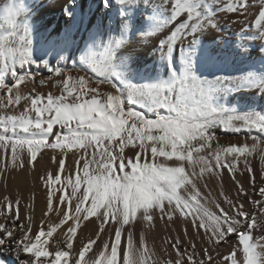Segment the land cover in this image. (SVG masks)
Listing matches in <instances>:
<instances>
[{"label":"snow or ice","instance_id":"obj_1","mask_svg":"<svg viewBox=\"0 0 264 264\" xmlns=\"http://www.w3.org/2000/svg\"><path fill=\"white\" fill-rule=\"evenodd\" d=\"M137 2L115 0L120 6L123 29L129 27L127 13ZM139 2L151 4V0ZM102 3L109 8L113 0ZM160 3L168 6L170 27L165 31V25H160L140 36L155 38L157 50L167 61L170 77L163 81L129 83L126 87L116 77V49L124 46L122 40L116 42L115 49L104 44L98 39L97 26L80 57L81 70L91 76H73L59 66L66 59L62 53L73 43L70 34L48 39L41 54L34 56L31 26L26 18L20 19L25 11L23 3L10 0L4 11L7 27L0 25V92L5 94L0 96V110H3L0 111V172L23 168L25 163L34 166L42 148L61 153L52 157L58 165L57 172L40 178L46 188L47 211L39 229L33 231L31 217H27V223L18 224L19 199L13 202L10 197H3L0 217L12 227L0 222V247L13 242L12 251L18 264H213L210 250L233 235L237 247L215 264L228 261L264 264V146L261 145L264 113L239 114L214 106L209 100L210 92L227 88L231 78L208 80L194 71H177L172 60V53L179 47L185 64L191 68L198 55L200 33L216 29L219 16L229 15L230 19L246 16L256 4L259 10L255 27L259 28L258 38L264 40L261 30L264 24L260 23L264 21V0L254 3L204 0L201 4L197 0H160ZM77 6V0L63 6V13L70 21ZM232 23L239 24V20ZM247 30L241 26L238 35ZM238 46L247 51L242 44ZM50 54L56 59V66L46 58ZM33 65H43L60 77L55 83L46 78L38 81L39 86L57 88L59 94L37 92L35 87L29 95L22 93L23 84L29 80L36 82V74L29 71ZM238 80L245 90H264V85L246 77ZM105 83L111 85V90L101 91ZM134 104L150 107L154 118L144 110H137ZM10 107L23 110L9 113ZM221 129L225 133L246 132L250 136L255 130L257 134L251 136L250 145L244 142L224 146L217 141ZM51 137L55 139L50 141ZM70 152L75 171L62 180ZM257 152L258 188L249 160ZM225 171L233 182L235 196L225 193ZM241 172L247 187L237 179ZM212 176L219 178L218 196L213 195L205 182ZM201 185L205 191H201ZM249 188L258 191L262 199H253ZM55 193L59 195L54 206ZM223 204L228 205L227 209ZM246 204L257 211L246 210ZM208 205H214L217 211L213 212ZM53 212L61 217L58 223L51 222L48 214ZM157 217L173 224L183 217L182 236L166 241L175 253L174 259L161 261L148 246L144 231L136 238L137 224L147 225L145 231L150 230ZM90 218L97 222L94 236L79 239L77 224ZM69 220L73 223L62 232L63 240L57 236L50 243L49 238ZM189 227L205 245L199 252L197 244L189 238ZM257 229L260 234L254 236ZM22 254L26 258L20 259Z\"/></svg>","mask_w":264,"mask_h":264},{"label":"bare ground","instance_id":"obj_2","mask_svg":"<svg viewBox=\"0 0 264 264\" xmlns=\"http://www.w3.org/2000/svg\"><path fill=\"white\" fill-rule=\"evenodd\" d=\"M25 7L29 10L21 17V20L27 19V22L39 11L37 15L30 23L31 36L33 40V50L41 53L46 46L48 39L54 36H62L65 33L70 34L73 41L71 47L62 53L65 56V63H68L71 56L69 55L74 46V42L78 36L74 32H80L87 30L84 44L82 48L78 49V54L82 55L81 50L84 48L85 42L89 36L96 31L97 26L100 28L99 40L104 44H111L114 38L121 40V38L127 39L128 44L116 49L118 59L116 61V77L126 83L127 81L144 76L143 82H156L168 80L170 77V70L167 66V61L164 58L162 52L157 50L155 44V38H143L141 33H136L130 37V33L136 28L138 30L143 23L147 26L148 31L155 27L157 24L152 23L149 14H152L155 10L159 11V15L164 21L165 31L167 27V21L169 20L168 6H162L160 0H151V4L135 5L133 10L136 11L135 15L130 18L129 27L123 29L122 18L119 16L120 6L113 3L109 8H105L102 0H77L78 6L75 9V17L71 21L64 15L63 6L70 2V0H56L55 3L50 0H21ZM255 0H250V3H254ZM10 0H0V25L7 27L6 22L3 19V13L9 6ZM198 4L204 3V0H197ZM209 7L211 5L209 4ZM116 10L118 16H114L112 10ZM130 10V9H129ZM259 5L250 8L246 16H231L221 15L218 17L217 28L211 30L208 35L202 34L198 36V60L202 68H208L213 66L216 68H224L230 74L232 80L237 82L239 77H246L249 81L255 84L264 85V40L258 38L259 28L255 27L258 18ZM128 15V13H127ZM136 18H140L141 22L136 21ZM233 20H239V24H233ZM264 24V21L260 22ZM241 26L248 28L246 33L239 34ZM264 30V29H261ZM147 31V32H148ZM242 44L247 48L244 51L242 47L238 46ZM188 41L184 42L185 48H187ZM253 49V53H249L248 49ZM103 52V49L100 50ZM130 52V54H125ZM173 65L178 64L185 70L186 65L184 62V55L181 53L179 47L172 53ZM198 64V65H199ZM139 68L137 71L136 69ZM143 69V71H141ZM143 74V75H140ZM36 88L33 82H26L21 86V91L24 95H29L33 88ZM111 89V86H109ZM37 92L47 94L53 92L58 93L57 88L51 86L41 87L37 89ZM224 96V95H223ZM226 96V95H225ZM230 97V96H229ZM24 102L22 101V104ZM229 103L230 109L241 110L246 114L251 113H264V90L257 91L256 88L250 90H241L234 93L230 98L223 97L220 100V105ZM22 107L8 109L9 113L13 111H22ZM3 111V110H0ZM252 133H256L255 130ZM257 134V133H256ZM264 137H261V145L264 146ZM221 145L227 146L229 143H248L253 142L251 137H248V133L241 132L239 134L228 132L224 133V136L220 141ZM215 146V143L214 145ZM131 154V153H129ZM10 158V153L8 154ZM53 156H60L59 150L55 152L49 149L45 152L44 158H37L34 162V166H28L25 163L23 168L11 169L7 168L0 172V205L3 204V197L8 196L15 202L19 199V223H27V217H31L33 231H36L41 226V221L46 219L44 213L46 209V188L41 181V177H47L48 173L55 174L57 172L58 165L52 161ZM39 157V154H38ZM255 174L257 188L260 186V159L259 154L253 153L249 157ZM75 171L73 164V154L68 155L66 159V170L62 174V180ZM243 172V170H242ZM238 173L237 179L244 183L247 187L244 175ZM75 176L73 175V180ZM213 191L214 196H218L219 191V178L212 176L208 177L205 181ZM223 186L226 194L235 196V188L233 182L229 179L228 173H223ZM58 187V186H57ZM70 193V189L68 190ZM201 191H205L201 185ZM248 191L252 195L253 199H262L257 192H252L249 188ZM59 193L54 194V206L56 204V196ZM213 212H216L214 205H208ZM223 207L227 209L228 205L223 204ZM246 210L257 211V209L250 208L248 204L245 205ZM51 222L58 223L59 218L56 213H49ZM71 215V211H70ZM175 219V218H174ZM183 217L180 220L173 223H166L164 220L156 218L154 226L145 231L147 225H139L136 227V238L139 239L141 231H144L147 244L156 253L157 257L163 261L164 259H174L175 253L170 247L168 241L170 238H174L178 235L182 236V229L185 227L183 224ZM0 222H5L8 227H12L2 217ZM73 221L69 220L66 225H62L57 232L54 233L53 238H49L50 243L53 242L55 237L60 236L63 240L62 232L66 231L67 227L72 226ZM46 230V229H45ZM97 230V222L94 218H90L88 221H82L77 224V237L79 239H86L93 237ZM190 237L197 244V251L205 245L200 238L195 236V233L191 231L189 227ZM259 230H254L253 235H259ZM17 238H19V232H16ZM186 243V242H185ZM74 244H78V241L74 240ZM13 242L8 241L2 247H0V264H18V260L15 256ZM237 247V238L235 235L231 236L228 240L222 242L215 250H210V255L214 257L213 264L216 261L223 260L228 256L233 248ZM51 250V249H50ZM239 256V253H238ZM26 258L24 254L20 259ZM230 264V261L227 262Z\"/></svg>","mask_w":264,"mask_h":264},{"label":"rangeland","instance_id":"obj_3","mask_svg":"<svg viewBox=\"0 0 264 264\" xmlns=\"http://www.w3.org/2000/svg\"><path fill=\"white\" fill-rule=\"evenodd\" d=\"M23 5H24V8H25V11L21 13L20 18L23 17L27 13V11H29L25 7V4H23ZM136 5H142V3H140L139 0H138V2L136 3ZM112 11H113L114 16L117 17L118 16L117 11L114 10V9ZM135 13H136L135 10L130 9L128 11V16L130 18H132L135 15ZM37 15H39V11L36 12V14L28 21V23L30 24L31 21L33 20V18H35ZM149 18H150V20H151L152 23H155L158 26L164 25V21L161 18V16L159 15V11H157V10H155L152 14H149ZM136 21L141 22L140 18H136ZM147 31H148L147 26H145L142 23L141 24V27L138 30H136V28H134V30L130 33V37H132L136 33H146ZM0 32H2V29H0ZM210 33H211V30H205L202 33H200L198 36H200L202 34L208 35ZM74 34L77 35L78 38L74 42V46L72 48V51L69 54L71 56V58L68 61V63H65L64 61L60 62L59 66L61 68H63L66 73H69V74H71L73 76H78V75H89V76H91V73H87L86 74L84 71L81 70V67H80V55L78 54V49L79 48H82V46L84 44V40H85V36L87 34V30H82L80 32H74ZM121 40L123 41V45L124 46L128 44V40L127 39L121 38ZM116 42H117V38L115 37L114 40L112 41V43L110 44V46L113 49H115ZM248 52L249 53H253L254 50L250 48V49H248ZM40 54L41 53H39V52L37 53L36 50H33V55L34 56H36V55L39 56ZM46 58H48L51 61V63H52L53 66H56V59L53 57L52 54L48 55ZM74 61H75V64H74ZM198 64H199V60H198V57H196L195 58V62L192 65V67L189 68V66L186 65V68H185L184 71H186V70H188V71H194L197 76H199L201 78H206L208 80H214L217 77H220V78L229 77V78H231V76L228 73V71L226 69L222 68V67L216 68V67H213V66H209L208 68H202L201 65L200 64L198 65ZM174 67L177 69V71H183V70H181L182 68L178 64H174ZM136 70L138 71L139 68H137ZM29 71L36 74V82L34 84H35V86H36L37 89H39L41 87L48 86V85H46V86H39L38 81L41 78L51 79L53 83H55L56 80L60 79V77L55 76L54 73H52L48 69L44 68L43 65H33V66H31V68L29 69ZM141 71H143V69H141ZM140 75H143V74H140ZM117 79L125 87L129 83H133V84H142V83H144L143 82L144 76L143 77H140V78L131 79V80L127 81L126 83H124L123 81H121L120 78H118V77H117ZM27 82H32V81L29 80ZM228 84H229V86L227 88H224V89L217 88V89H214L213 91L210 92V94H209V100H210V102L214 106L229 108L230 107V104L229 103H226L223 106H221L220 105V100L223 97L230 98L234 93H237V92H239V91H241V90L244 89V88H242L240 86V82H239L238 79H237V82H235L231 78V80L228 82ZM109 86H111V85L108 84V83L103 84L101 86V91H109V90H111L109 88ZM14 92H15V89H14ZM4 95H5L4 92H0V96H4ZM132 106L133 107H136L137 110H144L148 115H150L152 118H154V116H152V112H151L150 107H145L142 104H134ZM234 111L236 113H239V114H246L245 112H243L241 110H237V111L234 110ZM56 130L59 131V126H57V129ZM224 133L225 132L222 129L217 132V141H220L222 139V137L224 136ZM255 135H256V133H254V134L251 133V136H255ZM251 136L248 134V137H251ZM54 139H55V137H51L50 138V141L51 140H54ZM262 140L264 141V138ZM49 149L50 148H42L41 149V153L39 154V157L38 158H44L45 152L47 150H49ZM129 153L130 152L128 151V149H126V154H129ZM59 154L61 155L60 151H59ZM71 154L72 153L70 152L68 155H71Z\"/></svg>","mask_w":264,"mask_h":264}]
</instances>
